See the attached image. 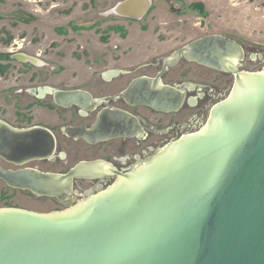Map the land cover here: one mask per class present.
<instances>
[{
	"label": "water",
	"instance_id": "95a60500",
	"mask_svg": "<svg viewBox=\"0 0 264 264\" xmlns=\"http://www.w3.org/2000/svg\"><path fill=\"white\" fill-rule=\"evenodd\" d=\"M137 1L114 8L123 11ZM145 7L124 14L139 18ZM180 54L219 70L228 65L234 73L228 95L211 107L199 131L81 200L68 199L71 180L95 163L79 162L65 174L28 167L53 154V135L43 126L15 127L0 118V162L15 167L0 163V180L68 199L64 210L46 213L0 208V264H264V71L238 72L231 58L242 60L243 49L217 34L174 51L162 71ZM42 92L59 105L94 104L82 90ZM96 127L67 131L93 140Z\"/></svg>",
	"mask_w": 264,
	"mask_h": 264
},
{
	"label": "flooded vegetation",
	"instance_id": "af4514ba",
	"mask_svg": "<svg viewBox=\"0 0 264 264\" xmlns=\"http://www.w3.org/2000/svg\"><path fill=\"white\" fill-rule=\"evenodd\" d=\"M169 4L174 9L173 3ZM151 6L152 2L145 7L141 17ZM114 7L106 15H119L113 12ZM179 12L183 11L177 7L176 13ZM198 38L176 45V35L169 33L124 34L119 38L123 44H113V54L108 63L101 60L98 64L77 66V70L62 76L69 84L55 88L86 92L94 101L89 107L59 105L50 93L42 92L49 86L36 88L33 96L42 102V106L31 104V113L41 109L54 113L63 126L32 125L43 126L51 132L55 149L51 156L35 159L27 166L41 172L65 174L79 162L95 163L86 176L71 180L72 194L68 199L78 201L114 183L119 179V173L141 165L149 156L176 139L199 131L205 125L211 107L231 90L234 73L228 65L227 70H219L188 60L182 54L174 65L162 71L165 59ZM116 52L118 54H114ZM243 53L245 57L244 49ZM21 55L17 56L18 59ZM244 57L239 61L231 58L238 72L243 71L240 68ZM38 61L37 64L42 65ZM164 87L167 89L164 90ZM46 98L49 100L42 101ZM158 102L161 106L156 105ZM94 125L97 127L93 140L71 135L67 131L68 126L90 130ZM0 183L9 190L25 192L31 200L49 204V212L67 208L68 199L61 201L54 196L12 188L3 180Z\"/></svg>",
	"mask_w": 264,
	"mask_h": 264
},
{
	"label": "rangeland",
	"instance_id": "374dc122",
	"mask_svg": "<svg viewBox=\"0 0 264 264\" xmlns=\"http://www.w3.org/2000/svg\"><path fill=\"white\" fill-rule=\"evenodd\" d=\"M121 1L0 0V118L15 127L63 126L54 113H31V104L42 106L33 96L35 89L63 87L62 76L77 66L108 63L113 44L122 43L126 33H169L176 35V45L204 35H224L244 49L241 70L264 71V0H151L143 17L106 15ZM198 3L203 13L191 7ZM177 7L183 12L176 13ZM20 54L42 65L18 59ZM28 198L0 183V208L50 211L49 204Z\"/></svg>",
	"mask_w": 264,
	"mask_h": 264
},
{
	"label": "bare ground",
	"instance_id": "6f19581e",
	"mask_svg": "<svg viewBox=\"0 0 264 264\" xmlns=\"http://www.w3.org/2000/svg\"><path fill=\"white\" fill-rule=\"evenodd\" d=\"M147 4H148V0H138L135 4L126 6L123 11H118L117 9L114 8L113 12L119 15L125 16L124 13H127V12L133 13V12L139 11L140 9H142V7H145ZM20 59L31 61L35 64L39 62L38 60L33 59L32 57L26 58V56L24 55H21Z\"/></svg>",
	"mask_w": 264,
	"mask_h": 264
},
{
	"label": "trees",
	"instance_id": "16d2710c",
	"mask_svg": "<svg viewBox=\"0 0 264 264\" xmlns=\"http://www.w3.org/2000/svg\"><path fill=\"white\" fill-rule=\"evenodd\" d=\"M191 7L194 8V9H195V8H198V9H199V12H200V13H203V12H202V6H201L200 3H198V4H196V5H191Z\"/></svg>",
	"mask_w": 264,
	"mask_h": 264
}]
</instances>
